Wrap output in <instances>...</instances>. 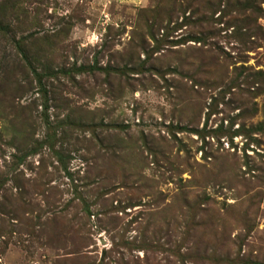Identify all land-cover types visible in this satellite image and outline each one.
I'll return each mask as SVG.
<instances>
[{
	"label": "rangeland",
	"instance_id": "374dc122",
	"mask_svg": "<svg viewBox=\"0 0 264 264\" xmlns=\"http://www.w3.org/2000/svg\"><path fill=\"white\" fill-rule=\"evenodd\" d=\"M261 14L0 0V264H264Z\"/></svg>",
	"mask_w": 264,
	"mask_h": 264
},
{
	"label": "trees",
	"instance_id": "16d2710c",
	"mask_svg": "<svg viewBox=\"0 0 264 264\" xmlns=\"http://www.w3.org/2000/svg\"><path fill=\"white\" fill-rule=\"evenodd\" d=\"M246 9L245 10H252V12L253 13H255V12H257V13H259V11H262V9H258V7H255V4L253 5V6H250V7H245ZM259 10V11H258ZM264 16V14H261V15H259L258 16V18H257V20L259 19V18H261V17H263ZM254 21V19L252 20V18H248V20H247V22H248V25H250V23L249 22H253Z\"/></svg>",
	"mask_w": 264,
	"mask_h": 264
},
{
	"label": "crops",
	"instance_id": "0c3cea01",
	"mask_svg": "<svg viewBox=\"0 0 264 264\" xmlns=\"http://www.w3.org/2000/svg\"><path fill=\"white\" fill-rule=\"evenodd\" d=\"M263 26H264V23H263Z\"/></svg>",
	"mask_w": 264,
	"mask_h": 264
}]
</instances>
